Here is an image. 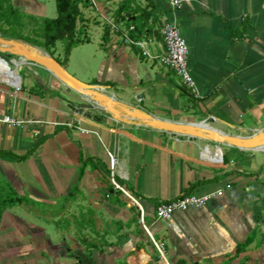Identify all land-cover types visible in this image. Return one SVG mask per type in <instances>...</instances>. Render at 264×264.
Returning a JSON list of instances; mask_svg holds the SVG:
<instances>
[{"label": "crops", "instance_id": "0c3cea01", "mask_svg": "<svg viewBox=\"0 0 264 264\" xmlns=\"http://www.w3.org/2000/svg\"><path fill=\"white\" fill-rule=\"evenodd\" d=\"M44 1L10 3L48 19ZM92 2L101 23L91 16L87 41L65 64L76 52L88 57L94 71L76 73L81 81L160 119L213 118L242 137L264 129V0H182L175 11L167 0ZM166 20L186 40L197 97L159 61ZM126 38L144 42L147 54ZM85 43L94 49L79 51ZM32 67L19 91L0 81V264H264L263 149L120 123ZM206 146L222 159L204 155ZM110 153L115 177L145 209L144 225L112 187ZM227 184L204 207L156 218L159 203Z\"/></svg>", "mask_w": 264, "mask_h": 264}, {"label": "water", "instance_id": "95a60500", "mask_svg": "<svg viewBox=\"0 0 264 264\" xmlns=\"http://www.w3.org/2000/svg\"><path fill=\"white\" fill-rule=\"evenodd\" d=\"M0 58L9 63L11 69L14 68L12 59H24L28 63L49 71L68 89L84 97L89 107L108 114L113 120L120 123L143 125L181 136L204 140L217 146L230 145L240 150H255L264 147V129L252 136L242 137L222 133L215 129L204 127L201 124L157 118L142 109L112 97L111 93H107V87L88 84L77 79L49 54L20 41L5 39L0 36ZM202 123L210 125L214 123V119L209 118Z\"/></svg>", "mask_w": 264, "mask_h": 264}, {"label": "built area", "instance_id": "2783aa9c", "mask_svg": "<svg viewBox=\"0 0 264 264\" xmlns=\"http://www.w3.org/2000/svg\"><path fill=\"white\" fill-rule=\"evenodd\" d=\"M167 1L172 11H175L182 3V0ZM106 22L111 25L112 29L116 30V24L114 23L112 18H107ZM129 30L133 31L134 27L130 26ZM160 35L164 45V53L159 56L160 63L177 77L179 81V88L197 97L198 93L196 83L192 77L191 70L189 67V48L179 26L175 21L166 20L160 29ZM126 41L132 44H137L143 49L144 54H147V51L144 47V42H135L130 38H126ZM31 66L35 65L31 64ZM24 68H30V66H25ZM18 76L20 79L19 81L14 80L13 82H5L15 91H19L21 89V78L19 73ZM2 122L7 123L9 125L20 124L19 121H16L15 119L8 116L4 117L2 119ZM109 156L111 170L110 179L113 189L117 192L122 193L134 206L137 207L140 223L144 225V207L142 206L141 202L137 199V197L130 193L128 189L124 187L123 184L115 177V167L117 164V159L111 153L109 154ZM230 188L231 185L227 184L224 189H217L215 191L207 192L204 194L189 193L180 197H176L168 202L159 203L155 207L156 218L162 220H169L176 212L204 207L214 198L223 196L226 189Z\"/></svg>", "mask_w": 264, "mask_h": 264}, {"label": "rangeland", "instance_id": "374dc122", "mask_svg": "<svg viewBox=\"0 0 264 264\" xmlns=\"http://www.w3.org/2000/svg\"><path fill=\"white\" fill-rule=\"evenodd\" d=\"M44 4L46 5V7H45L46 8L45 14L47 16L46 18H48V19L56 18L57 17V11H56L55 0H45ZM93 6H94V4H93V2L91 0H79L78 1V9L80 11V15L77 17V21H76V30H75V35H74V41L75 40H79L81 42H86L87 41V39H88L87 38L88 29H90V30L92 29L90 26H91V23H92L91 16L93 17V14H91V12H92L91 8ZM20 13H22V12L20 11ZM44 19L45 18L32 17L31 15H26V14L22 13V17H21V20H20V22H21L20 26L8 25L5 22L0 21V36L2 38H5V39H11V40L20 41V42H22L24 44H27L29 46H32V47H34L36 49H39V50H42L43 52H45L43 49H41L40 47H38V46H36V45H34L32 43H29V42H27L25 40H21V39H16L15 38V36H21V37H27V38L28 37H31V38L39 37L40 33H41V29H42V27H44ZM93 19L97 20L98 16L97 17H93ZM104 22H106V21L104 20ZM97 23L100 24L101 22L99 20H97ZM39 39L42 40L41 37H39ZM79 49H80L79 51H81V49H84V50H87V51L91 52L94 49V47L92 46V43H85V44L80 45ZM54 51H55V54H54L55 57L60 58V61L62 63L66 64L65 57H64V45L62 44V42H56V49ZM79 51H78V53H79ZM5 63L7 64L8 67L10 66L9 63H7V62H5ZM12 64L13 65L15 64L13 59H12ZM22 66H23V68L21 69V71H20L21 73H19V74H20V77L22 79V83L24 84V83H26L28 81V79L30 81L33 80L32 76H34V75H33L32 71H28L27 68H24L25 66H30L31 70H33V67L31 66V64L26 62L25 65L23 63ZM65 68L71 75H73L77 79H79V77H77L75 75L76 73L79 76L80 73L87 75V74L90 73V71H94V69L92 68V64L88 60V57L87 56L86 57L82 56V59H79V54L77 56V52H76V54H73L71 56V58H70V67H68V68L65 67ZM112 97H115V95L112 94ZM94 110H97V111H99L102 114L104 113V112H102V111H100L98 109H94ZM180 122H188V121L180 120ZM212 148H215V147L206 146L202 150L204 152V155H206L208 158H211V159L215 160L216 159V155L214 153L210 152V150ZM225 148L226 147H224V149ZM221 159H222V157L220 158V160ZM4 194L1 195V193H0V205L1 206H3L2 204L6 203V201L4 199H2ZM126 199L128 200V198H126ZM5 243H7V242H5Z\"/></svg>", "mask_w": 264, "mask_h": 264}, {"label": "trees", "instance_id": "16d2710c", "mask_svg": "<svg viewBox=\"0 0 264 264\" xmlns=\"http://www.w3.org/2000/svg\"><path fill=\"white\" fill-rule=\"evenodd\" d=\"M78 1L79 0H55L57 17L54 19H44V27H42L39 36L42 40L39 39V37L27 38L15 36V38L25 40L40 47L65 68V63H62L60 58L55 57L54 50L56 49V42H62L64 45L65 61H67L71 50L75 46L83 43L79 40L74 41L76 21L77 17L80 15ZM21 17L22 13L12 7L10 0H0V21L8 25L20 26ZM128 191L132 193L129 189ZM143 258L146 259L145 256Z\"/></svg>", "mask_w": 264, "mask_h": 264}, {"label": "bare ground", "instance_id": "6f19581e", "mask_svg": "<svg viewBox=\"0 0 264 264\" xmlns=\"http://www.w3.org/2000/svg\"><path fill=\"white\" fill-rule=\"evenodd\" d=\"M5 62L6 61H4L0 58V81H2V82H13L14 80L19 81L20 79H19L18 73L21 71V69L23 68L22 65H23V63L25 65L26 61L24 59L14 60L15 64H14L13 69L9 68ZM195 124H201L204 127H207V128L209 127V128L215 129L219 132H222L218 128H216L215 126H213L211 124L206 125L205 123H202V122H197ZM261 149L264 150V147ZM217 160L219 161L220 159H216V161Z\"/></svg>", "mask_w": 264, "mask_h": 264}]
</instances>
